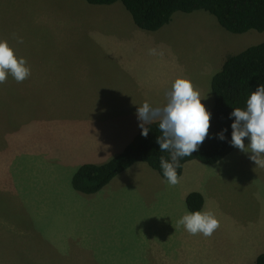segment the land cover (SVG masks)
Wrapping results in <instances>:
<instances>
[{
    "label": "rangeland",
    "instance_id": "obj_1",
    "mask_svg": "<svg viewBox=\"0 0 264 264\" xmlns=\"http://www.w3.org/2000/svg\"><path fill=\"white\" fill-rule=\"evenodd\" d=\"M88 8L97 6L86 0H0V40L28 67L35 55L54 59L80 49L74 40L98 39L83 27ZM73 17L80 21L69 24ZM148 33L145 50L140 45L131 63L120 57L103 62L87 42L84 61L91 68L113 75L123 71L124 83L128 75L123 91L106 101L125 102L114 95H131L138 103L144 97L143 103L162 107L151 96L166 73L185 74L180 78L198 86L201 98L209 72L264 40L255 30L230 33L206 11L178 12L170 24ZM151 48L163 54L149 55ZM35 87L34 75L22 83L9 75L0 84V264H254L264 254V168L249 159L250 153L235 149L218 166L189 162L174 189L148 164L138 163L99 193L82 194L72 187L73 175L84 164L110 162L123 152V143L133 141L141 130L136 105L120 110L117 118L107 116L109 122L100 127L89 123L88 111L74 116L69 108L92 101L83 85L65 94L36 93ZM208 88L213 96L211 81ZM212 101L206 109L213 108ZM104 127L120 143L96 157L94 147L112 145L111 138L95 139ZM228 161L234 166L213 172ZM191 192L206 195L203 211L219 221L209 238L190 239L196 235L177 226L189 212L182 196Z\"/></svg>",
    "mask_w": 264,
    "mask_h": 264
},
{
    "label": "trees",
    "instance_id": "obj_2",
    "mask_svg": "<svg viewBox=\"0 0 264 264\" xmlns=\"http://www.w3.org/2000/svg\"><path fill=\"white\" fill-rule=\"evenodd\" d=\"M90 5L103 6L121 2L131 13L135 24L143 30L156 32L170 24L176 13L191 14L206 11L214 16L219 24L233 34H245L252 30L264 33V0H86ZM264 84V42L249 47L240 54L229 56L212 79L211 88L214 106L207 109L211 113L209 135L199 150L192 156L180 159L182 167L177 169L182 177L185 165L192 161L204 165H215L230 155L236 148L231 146V124L229 118L235 108H246V101L252 92ZM224 132L225 139L218 138ZM139 131L125 150L110 162L103 165L84 164L73 175L72 187L75 191L94 195L102 191L117 176L138 163L148 164L163 176L160 157L170 161L169 152H161L156 139L161 132L158 123L149 125L147 138ZM249 141L245 139V143ZM166 180V179H165ZM205 196L192 192L187 196L189 212L203 211ZM255 264H264L261 254Z\"/></svg>",
    "mask_w": 264,
    "mask_h": 264
},
{
    "label": "crops",
    "instance_id": "obj_3",
    "mask_svg": "<svg viewBox=\"0 0 264 264\" xmlns=\"http://www.w3.org/2000/svg\"><path fill=\"white\" fill-rule=\"evenodd\" d=\"M75 21L80 20L77 17H73L69 21V24ZM82 21L84 29L90 34L98 37V39H92L90 42L84 41L82 43L80 40H74V46L81 47L80 49H74L72 52H65L64 54H60L54 57V59H52L53 57L51 55H35L34 59L30 60L31 63L30 61H28V63H30L29 68L31 70V75L28 78H31L32 75H34V77L36 78V93L50 92V94H65L70 93L71 91L82 90L83 85V94L90 95L92 101L89 103L76 104L69 108L75 111L74 116L77 115V113L79 112L78 110L88 111L89 115L91 116L89 123L93 125L99 124V126L101 127V125H105L106 122H109L108 117L110 115H113L112 119H114L120 115L118 113L120 110L127 109L130 111L131 109H134L133 102L135 103L137 109V107L143 103L144 97L143 99H139V97L137 96L141 103H138L137 100L130 97L131 95H125V97L121 95H114L116 99L124 100L125 102L114 101V103L111 101V97L110 101H106L107 96L109 94L112 95L114 91H123V87L127 86L128 75L127 81L126 83H124L122 79L124 77L123 75L126 74H124L123 71H120L113 75L111 73H107V71L100 72L98 71V69L91 68V65L93 64H87L85 62L88 61L86 58L87 54L83 53V51H87V42L89 46V52H96V57L99 58L101 56L103 62L113 63L114 61H119L120 59H122L127 63H131L133 60L137 59L139 54L138 49L140 45H142L144 47L143 50H145L146 39L150 34L148 32L153 31L140 29L135 24L131 13L126 8L124 9L122 6H118L117 3L113 5L97 6V8H88L86 11H84ZM63 28L68 29L70 27L65 25L63 26ZM258 39L260 40L261 38ZM261 41L264 42V40ZM91 44L95 46H92ZM92 57L94 56L89 55V58ZM118 57H120V59H117ZM226 60L224 61L223 65L225 64ZM43 62L48 63L44 66ZM57 66L59 67V70L56 69ZM222 68L214 72H209L208 75H206L209 77H207L203 81L202 86H205V92H203V94L201 95V102L204 105L213 103V96L210 95L208 86L210 85V81L212 83L213 77L219 71H221ZM169 74L166 73L162 76L161 86L155 88L157 94L155 96L154 94H152L151 96V98L154 100V103H161L162 106H164L166 103V93L171 90V85L168 82L171 79L185 76V74L181 75L180 73ZM202 86L200 88H202ZM195 89L199 91L198 86H195ZM136 120L138 121V119ZM110 133L111 129H107L106 127L99 130V136L95 137V139L111 138L109 141L112 143V145L94 147L92 151L94 152V155L96 157H101L102 154H106L107 152L112 151L117 143H120L118 142L119 138L116 133L111 137ZM128 143L130 144L129 141L122 144L124 150L129 145ZM99 152H101V155L99 154ZM135 166H137V164L131 168H135ZM233 166L234 161H228L226 162V165L224 163L220 169H215L213 170V172H221L222 168L227 171ZM169 187L174 189L176 186ZM189 194H183L182 200L184 202H186L187 196ZM203 195L205 196V200L207 202L206 195ZM211 196L212 204L213 206L217 207L218 210L219 204L216 202L217 200L214 199V194H211ZM200 237H203V235L198 234L193 238H189L197 239Z\"/></svg>",
    "mask_w": 264,
    "mask_h": 264
},
{
    "label": "clouds",
    "instance_id": "obj_4",
    "mask_svg": "<svg viewBox=\"0 0 264 264\" xmlns=\"http://www.w3.org/2000/svg\"><path fill=\"white\" fill-rule=\"evenodd\" d=\"M23 43L22 38L18 39ZM162 55L156 48L149 49V55ZM11 75L17 83H22L31 75L25 58H18L6 40H0V84ZM200 93L190 80L177 78L171 90L166 93V103L162 107H153L147 101L137 107L136 116L141 135L147 138L149 125L158 123L161 135L156 139L161 152L170 153V161L160 157V167L169 186L180 183L177 169L182 167L180 159L192 156L199 150L209 135L211 113L201 102ZM231 146L244 153H250L249 159L257 167L264 168V84L258 86L246 101V108H235L230 119ZM218 133L220 140L225 139L224 132ZM245 139L249 141L245 145ZM190 235L201 234L209 238L220 227L218 219L210 211L186 212L178 221Z\"/></svg>",
    "mask_w": 264,
    "mask_h": 264
}]
</instances>
